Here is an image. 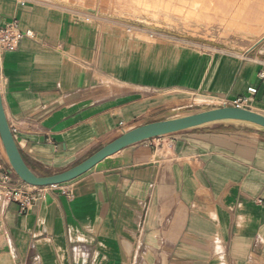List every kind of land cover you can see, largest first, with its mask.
<instances>
[{
	"label": "crops",
	"instance_id": "crops-1",
	"mask_svg": "<svg viewBox=\"0 0 264 264\" xmlns=\"http://www.w3.org/2000/svg\"><path fill=\"white\" fill-rule=\"evenodd\" d=\"M205 2L190 20V0H0V28L34 33L0 52L4 109L32 171L63 172L190 107L247 96L243 108L264 114V16L222 24ZM0 264H264V132L152 138L47 186L25 212L0 202Z\"/></svg>",
	"mask_w": 264,
	"mask_h": 264
},
{
	"label": "water",
	"instance_id": "water-1",
	"mask_svg": "<svg viewBox=\"0 0 264 264\" xmlns=\"http://www.w3.org/2000/svg\"><path fill=\"white\" fill-rule=\"evenodd\" d=\"M214 124L240 125L264 132V114L247 108L219 105L190 114L152 121L123 131L114 140L105 144L102 148L72 168L57 174L41 176L32 171L17 146L6 116L0 90V136L8 157V164L20 180L33 186H50L72 181L90 170L102 159L130 145L184 130Z\"/></svg>",
	"mask_w": 264,
	"mask_h": 264
},
{
	"label": "built area",
	"instance_id": "built-area-1",
	"mask_svg": "<svg viewBox=\"0 0 264 264\" xmlns=\"http://www.w3.org/2000/svg\"><path fill=\"white\" fill-rule=\"evenodd\" d=\"M32 30H22L19 28L17 21L7 23L0 28V52L16 50L21 41L26 37H33ZM249 94H255L256 90L249 88ZM249 98L241 96L234 101V105L242 107L248 104ZM13 175H16L11 167L6 168L0 164V202L16 203L22 212L34 205L38 195L42 193L47 186H33L20 180L14 182ZM53 186V185H51ZM72 196V192L68 193Z\"/></svg>",
	"mask_w": 264,
	"mask_h": 264
},
{
	"label": "rangeland",
	"instance_id": "rangeland-1",
	"mask_svg": "<svg viewBox=\"0 0 264 264\" xmlns=\"http://www.w3.org/2000/svg\"><path fill=\"white\" fill-rule=\"evenodd\" d=\"M195 2L196 0H190L189 3L190 11L187 14V17H189L190 20L198 18L197 10H196L197 5ZM211 7L216 9L213 11L217 13L216 18L220 20L222 24L224 23L232 24L235 27L240 26V27L249 28L253 24H256L257 19H261V17L263 18L264 16V14H262V12H264V0H215V1L207 0L205 2V12L206 11L208 12L209 10L213 12L211 10ZM194 109H198V108L190 107L187 109V111H185V113L190 111H195Z\"/></svg>",
	"mask_w": 264,
	"mask_h": 264
},
{
	"label": "bare ground",
	"instance_id": "bare-ground-1",
	"mask_svg": "<svg viewBox=\"0 0 264 264\" xmlns=\"http://www.w3.org/2000/svg\"><path fill=\"white\" fill-rule=\"evenodd\" d=\"M204 1H207V0H204ZM209 1V0H208ZM222 3V2H221ZM223 4V3H222ZM247 4H249V3H247ZM246 4V5H247ZM251 4V3H250ZM224 5V4H223ZM240 5V4H239ZM231 7H232V5H231ZM247 8V7H246ZM252 8V7H251ZM231 9H233V8H231ZM211 10H212V7H211ZM207 12V11H206ZM209 12H211V11H209ZM231 12V11H230ZM230 12H229V14H230ZM201 15V14H200ZM206 15V14H205ZM213 15V14H212ZM214 16V15H213ZM221 17V16H220ZM212 18H214V17H212ZM223 18V17H222ZM229 19V18H228ZM229 21V20H228ZM238 21V20H237ZM253 26H255V25H253ZM258 26V25H257ZM262 28V27H261ZM264 30V29H263ZM262 39V38H261ZM258 40V39H257ZM254 90H256L257 88H255V87H252ZM257 91V90H256ZM197 112V111H196ZM190 113H194V112H188V113H186V114H190ZM129 129H131V128H129ZM129 129H127V130H129ZM4 151H5V149H4ZM5 155H6V157H7V154H6V151H5ZM7 159H8V157H7Z\"/></svg>",
	"mask_w": 264,
	"mask_h": 264
}]
</instances>
